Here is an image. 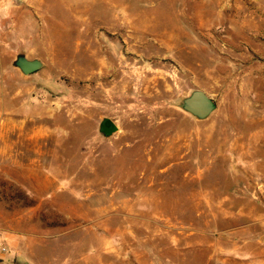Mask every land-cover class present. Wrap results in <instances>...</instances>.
I'll return each mask as SVG.
<instances>
[{"label":"rangeland","instance_id":"rangeland-1","mask_svg":"<svg viewBox=\"0 0 264 264\" xmlns=\"http://www.w3.org/2000/svg\"><path fill=\"white\" fill-rule=\"evenodd\" d=\"M263 236L264 0H0V264H219Z\"/></svg>","mask_w":264,"mask_h":264},{"label":"water","instance_id":"water-1","mask_svg":"<svg viewBox=\"0 0 264 264\" xmlns=\"http://www.w3.org/2000/svg\"><path fill=\"white\" fill-rule=\"evenodd\" d=\"M11 65L23 75H30L43 67V62L37 58L29 59L23 54H17ZM179 107L197 120L206 119L216 108L214 100L202 90H193L182 98ZM98 131L109 137L117 131V126L109 118H102L98 124Z\"/></svg>","mask_w":264,"mask_h":264},{"label":"crops","instance_id":"crops-1","mask_svg":"<svg viewBox=\"0 0 264 264\" xmlns=\"http://www.w3.org/2000/svg\"><path fill=\"white\" fill-rule=\"evenodd\" d=\"M260 247L261 251L258 255H240L233 254L232 257L226 261H222L219 264H264V236L261 238ZM233 253H238L237 251Z\"/></svg>","mask_w":264,"mask_h":264}]
</instances>
